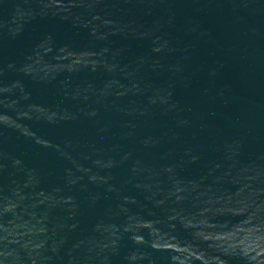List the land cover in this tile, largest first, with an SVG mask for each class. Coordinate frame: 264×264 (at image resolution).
Listing matches in <instances>:
<instances>
[{
	"label": "water",
	"instance_id": "water-1",
	"mask_svg": "<svg viewBox=\"0 0 264 264\" xmlns=\"http://www.w3.org/2000/svg\"><path fill=\"white\" fill-rule=\"evenodd\" d=\"M0 264H264V0H0Z\"/></svg>",
	"mask_w": 264,
	"mask_h": 264
}]
</instances>
